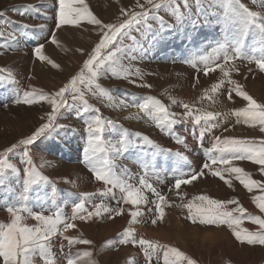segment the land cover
I'll list each match as a JSON object with an SVG mask.
<instances>
[{
    "label": "rangeland",
    "instance_id": "374dc122",
    "mask_svg": "<svg viewBox=\"0 0 264 264\" xmlns=\"http://www.w3.org/2000/svg\"><path fill=\"white\" fill-rule=\"evenodd\" d=\"M241 2L264 19V0ZM178 3L186 17L185 22L177 21L170 12L162 9L158 15L167 27L162 26L157 19H150L147 22L150 28L134 26L122 44L104 50L106 54L116 52L118 71L121 65L131 68L133 72L138 69L142 79L136 75H131L128 80L117 79L109 69L97 83L103 89L110 90L112 99L93 86V92L85 90V96L98 112L90 110L84 113L82 103L71 100L69 96V106L61 109L53 129L28 146L33 166L47 181L33 185L25 203L33 211L46 216L59 211L75 225L66 232L61 225V232L51 238L54 264H67L68 259L76 260L77 264H148L144 246L138 243L139 239L177 248L195 260L196 264H264V246L240 244L227 225L193 224L188 218V208L184 206L200 195L222 202L237 200L247 210L242 227L258 231L259 225L253 224L247 216L264 218V212L257 208L253 199L264 196V188L261 187L264 186V173L260 171L262 166L249 160L233 161L234 166L243 168L252 179L260 182L261 186H255L249 192L235 174L223 171L229 166L219 163L212 165L208 154L216 138L249 139L259 143L264 140V132L260 131L259 125L249 126L243 122V117L236 116V111L246 107L247 102L237 97L235 92H232V100L228 99L229 90L233 87L228 83L229 78L224 77L219 68L205 75L204 64L196 60L199 56H213L214 48L229 38L221 19L223 8L220 0H201L199 7L195 0H188L190 9L184 7L182 0H178ZM85 4L105 24H119L128 19L122 10L129 13L141 11L137 0H85ZM139 4H145V0H139ZM18 9H26V14L21 15ZM0 13V33H3L0 36V154H4L13 144H19V141L34 134L47 122L48 114L52 111L47 101L42 100L31 106L17 105V97L22 99L25 92L34 89L43 90L46 94L58 91L71 77L79 74L102 33L96 25L86 20L81 21L79 26L57 28L58 0H0ZM193 18L198 21L195 27L191 24ZM71 30L86 32L85 38L90 37L88 46L77 45L74 39L66 43V31ZM53 35L58 45L52 44ZM41 45L42 54L58 64L59 68H53L37 58L35 49ZM244 50L248 56H264V48L258 43L255 34L247 37ZM215 63H223L222 58ZM39 67L45 69L43 77L37 72ZM225 68L231 71L230 78L240 84L244 91L258 103H264V72L259 70L256 63L238 58L225 65ZM9 73L12 74L11 79L8 78ZM221 80L223 84L213 93L212 86L220 84ZM138 85H151V88ZM205 92L211 98H206ZM148 96L159 99L170 112L179 116L185 113L180 102L219 115L208 122L203 137L199 136L202 126H196L191 117H184L174 125V135H169L158 128L148 114L134 106L144 103ZM172 99L178 103L173 104ZM97 115L101 117L105 131L104 151L96 154V163L102 165L107 159L108 167L122 180L141 189L147 197L146 204L133 206L124 203L125 194L118 187L105 195L110 186L95 179L84 149L88 146L86 121ZM125 133L127 150L117 155L113 145L120 147L119 141ZM176 135L185 143L176 142ZM142 137H148L152 143ZM23 150L24 146L20 145L4 157L20 170V174L16 175L10 169L0 172V223L10 222L11 219L5 205L15 204L24 194L23 169L27 165L24 163ZM212 155L218 156L219 153L212 152ZM144 163L150 165L147 172ZM205 163H209L211 169L223 171L225 179L230 180L232 186L229 187L219 177L212 175L209 169H204ZM200 172L204 175L192 184L175 188V180L181 175L190 178L192 174ZM144 175H147L148 183L166 198L161 204L165 212L162 220L158 219L159 213L155 206L157 197L139 183L140 177ZM78 203H82L84 208L77 214L75 205ZM195 203L201 202L196 200ZM101 204L111 209L122 208L123 214L116 215L115 212H103L101 209L102 214L98 217L71 220L74 214L87 216L89 211H95ZM137 207L143 215L132 223L130 213ZM236 207V204L227 205L228 210ZM153 219L157 220L155 225L152 224ZM25 222L30 226L37 224L32 218H26ZM129 227L134 230L137 243L122 244V234ZM65 236L69 239H65ZM82 239L92 243H70V240ZM165 251L166 248L157 249L151 264H163ZM83 252H91L92 256L84 257L81 255ZM169 259L176 257L170 255ZM36 264H43V261L37 259ZM180 264L187 262L181 261Z\"/></svg>",
    "mask_w": 264,
    "mask_h": 264
},
{
    "label": "snow or ice",
    "instance_id": "6c2138e0",
    "mask_svg": "<svg viewBox=\"0 0 264 264\" xmlns=\"http://www.w3.org/2000/svg\"><path fill=\"white\" fill-rule=\"evenodd\" d=\"M184 7L190 9L191 5L188 0H182ZM196 6L201 5V0H195ZM145 5L148 7L146 8ZM137 6L141 11H133L131 13L122 10V14L127 16L128 19L119 24L103 23L98 19L85 4V0H58V14H57V28L65 25L79 26L81 21H87L89 24L96 25L102 36L99 42L95 45L91 51L88 59L84 62L82 70L79 74L71 77L68 83L61 87L54 94H46L43 90H33L32 92H25L23 98L19 96L15 100L17 105L26 104L31 106L34 103L40 101H47L52 106L51 113L48 114L47 122L40 126L34 134L26 139L19 141V144H13L6 153L0 154V172L10 169L12 173L19 175L20 170L14 165L9 163L4 157L14 151L20 145L24 146L23 156L24 163L27 165L23 169L24 172V194L19 197V200L15 204L5 205L6 211L10 214V222L0 223V258H2V264H36L37 259H41L43 264H54V258L51 253V238L57 233L61 232V225H63V231L66 232L69 229L75 227V225L69 220L65 219L63 215L56 211L53 215H44L42 212H35L32 208L28 207L25 203L28 196L27 193L30 188L39 184L40 182H46L47 178L33 166V159L28 151V146L34 144L36 139L43 135L45 132L53 129L54 121L61 112V109L69 106L68 97L70 96L73 101H80L82 103V111L88 113L90 110L98 112V109H93L86 99L85 90L93 92V86L99 89L101 93L110 96V90L103 89L98 83V79L101 78L105 72L111 71L114 73V78L128 80L131 75H136L142 79V75L139 70L132 71L131 68L120 66L121 70H117L116 52L105 53L104 50L109 49L110 46L122 44L125 38L130 36L131 31L134 30V26L149 27L148 21L150 19L159 20L162 26L167 27L162 17L158 15L160 10H165L171 13L174 19L183 23L186 20L183 12L181 11L178 0H145V4H139L137 0ZM220 6L223 8V15L221 17L223 26L228 33L229 38L221 41L213 50V56H199L196 58L197 62L204 64V74L208 75L209 72H215L217 68L223 73L224 77L229 78L228 83L233 85L229 90L228 99L232 100V92H235L237 97L242 98L247 102V106L236 111L237 117H243L244 123L249 126H260V131L264 132V103H258L252 96H250L243 87L235 80H232L231 71L225 68V65H229L234 62L235 59L242 58L248 59L250 62L257 64L260 71L264 72V56L257 58L255 56H248L244 50L245 41L250 34H255L258 37V43L264 48V19H261L259 14L250 10L241 2V0H220ZM21 15L26 14V9L21 11L17 10ZM2 15V13H0ZM191 24L195 27L198 21L193 18ZM3 33H0L2 36ZM51 42L54 45H58L55 35L52 36ZM257 41H254V43ZM255 47L253 51L255 52ZM78 51H80L78 49ZM43 45L35 49V54L42 62H47L53 68H59V65L43 55ZM223 63L216 64L215 61L221 59ZM107 66V67H106ZM195 66V65H194ZM12 74H8V78L11 79ZM135 83V81H130ZM221 80L220 84H214L211 91L215 93L223 84ZM142 87L151 88V85H138ZM67 94V95H66ZM95 94V93H94ZM206 98H211L208 93L205 92ZM172 103H178L175 99H172ZM181 106L185 109L183 116L172 113L169 111L159 99L155 97H145V102L134 105L141 109L143 112L149 115L150 119L156 122V126L162 131H166L169 135H174V125L180 123L184 117H191L194 120L196 126H202L203 130L200 131L199 136L203 137L204 132L208 129V122L215 120L217 115L212 112H203L200 109L194 108L189 103L180 102ZM128 106V105H126ZM195 113V114H194ZM179 117V118H178ZM43 119V117H41ZM203 122V125H202ZM111 123V121H109ZM87 126V147L84 149L87 162L90 169L94 174L97 181L103 182L110 187L107 189L105 195L112 193L113 188H119L121 193H124V203L138 206L146 204L148 202L147 197L143 195L140 188H134L133 185L122 180L112 168L108 167L109 161L105 159L102 165H98L95 161L96 154L103 152V134L105 131V125L102 122L100 116H95L91 120L86 121ZM215 125H212L214 127ZM139 135V134H136ZM148 143H152L148 137H142ZM176 142L185 143L179 135H176ZM120 147L113 145L114 152L117 155H121L127 150V133L119 141ZM170 151V150H169ZM212 152H217L219 155H212ZM176 155H180L177 153ZM208 158L212 165L222 164L229 166L223 171H227L231 174H235L237 180L251 192L255 186H261L260 182L251 178L243 168L236 167L233 164L234 160H249L258 165H261L260 171L264 173V140L257 143L254 140L249 139H220L216 138L215 145L209 150ZM187 159V157H182ZM144 169L150 167L148 163L143 164ZM204 169L212 171V175L219 177L229 187H231V181L226 180L223 171H217L210 168L209 163L203 165ZM204 173L192 174L190 178H185L181 175L175 180V188L180 189L181 185L192 184L193 181L199 179ZM139 183L142 187L147 188L157 197L156 209L159 213L158 219H163L165 212L161 204L165 201V197L162 196L150 183H148L147 175L141 176ZM264 188V186H261ZM55 193V189L52 190ZM254 202L257 208L261 212H264V196L254 197ZM198 200L201 203L196 204ZM119 203V201H117ZM228 204H236L237 207L228 210ZM188 208L189 219L193 224L199 223L200 225H215L217 227L227 225L231 229L236 241L240 244L246 245H260L264 246V218L260 216L248 215L247 219L253 224L259 225L258 231H249L247 228H243L244 214L246 209L239 204L237 200H229L222 202L217 199H211L207 195H200L195 197L193 202H189L184 205ZM84 205L78 203L75 205V213H79L83 210ZM103 212H115L116 215H122L123 209H111L103 204L99 205L95 211H89L87 216H78L74 214L71 220L77 218L81 220H88L93 216H100ZM235 213H239L236 215ZM26 214V216L24 215ZM143 213L137 207V210L132 211L130 216L132 223L137 221V217L142 216ZM26 218H32L37 222L35 226L28 225L25 221ZM157 220L153 219L152 224H156ZM69 239L68 237H64ZM70 243H80L89 245L92 242L87 239L78 241H71ZM120 243H137L134 237V230L129 227L123 234ZM138 243L144 246V255L151 264L153 255L157 249L166 248L164 252L163 264H180L181 261H186L187 264H196V261L187 257L184 253L180 252L177 248L169 247L167 245L160 244L159 242H153L147 239H139ZM151 250V251H150ZM84 257H91V252H83L81 254ZM172 255L176 259H169ZM67 264H77L74 259H68Z\"/></svg>",
    "mask_w": 264,
    "mask_h": 264
},
{
    "label": "bare ground",
    "instance_id": "6f19581e",
    "mask_svg": "<svg viewBox=\"0 0 264 264\" xmlns=\"http://www.w3.org/2000/svg\"><path fill=\"white\" fill-rule=\"evenodd\" d=\"M111 3V2H110ZM112 6V5H111ZM110 6V7H111ZM102 12V11H101ZM81 30V29H80ZM86 30H88V29H86ZM77 32H79V33H76V32H74L73 30H71L70 32H67L66 31V35H65V37H66V43H68L67 41H69V43H71V40L72 39H74L73 41H74V43L76 42V44L77 45H83L84 47L85 46H88V44H89V39H90V37H87V38H85V36H86V32H84V31H77ZM88 33V32H87ZM88 36V35H87ZM68 46H71L70 44L68 45ZM68 46H66L65 45V47H68ZM74 58V57H73ZM38 64V63H37ZM42 64V63H41ZM34 65V64H33ZM33 65H31V66H33ZM30 66V67H31ZM34 69V68H33ZM35 69H36V66H35ZM45 70V69H44ZM44 70L41 68V67H39L38 68V70H37V72H38V74L39 75H41L40 77H43V74L45 73L44 72ZM49 73V72H48ZM34 74V73H33ZM47 75V74H46ZM49 77V76H48ZM34 78V77H33ZM50 78V77H49Z\"/></svg>",
    "mask_w": 264,
    "mask_h": 264
}]
</instances>
